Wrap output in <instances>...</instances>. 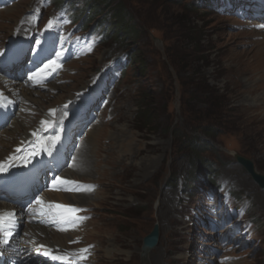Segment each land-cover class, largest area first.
<instances>
[{
    "label": "rangeland",
    "instance_id": "obj_1",
    "mask_svg": "<svg viewBox=\"0 0 264 264\" xmlns=\"http://www.w3.org/2000/svg\"><path fill=\"white\" fill-rule=\"evenodd\" d=\"M121 1L138 31L135 40L111 30L110 40L101 43L103 28L97 25L111 19L105 12L86 32L71 23L75 6L86 4L87 12L95 0H21L0 12L2 47L12 46L18 30L22 34L26 23L19 21L30 9L55 18L82 46L81 56L67 61V70L46 92L19 88L34 112L44 118L56 109L53 119L65 120L58 111L68 102L79 100L77 108L71 106L77 110L93 108L85 94L98 78L103 86L95 105L100 143L88 154L93 174L69 171L82 192L62 193L70 199L66 207L83 208L70 211L72 219H87L75 227L73 220L62 223H70L64 231L69 240L56 249L71 255L88 248L79 264H142L144 238L158 224L160 241L149 264H264V190L235 159L252 160L264 175V21L244 24L236 15L248 0L228 8L222 2L212 10L203 6L206 0ZM72 94L81 99L72 100ZM145 112L148 123L142 121ZM38 117L29 115L40 125ZM9 128L4 139L15 125ZM125 130L136 138L129 157L118 145ZM39 229L43 239L40 231L55 242L54 228Z\"/></svg>",
    "mask_w": 264,
    "mask_h": 264
},
{
    "label": "bare ground",
    "instance_id": "obj_2",
    "mask_svg": "<svg viewBox=\"0 0 264 264\" xmlns=\"http://www.w3.org/2000/svg\"><path fill=\"white\" fill-rule=\"evenodd\" d=\"M24 25V24H23ZM4 27V26H3ZM2 28V27H1ZM9 29V28H8ZM14 29V28H13ZM17 29V28H16ZM14 31V30H13ZM19 31V30H18ZM263 36V42H261V45L263 47V51H264V33H261ZM2 37V36H0ZM263 64H264V60H263ZM18 88L22 89L23 86L20 84L18 86ZM56 89V88H55ZM68 90H69V87H68ZM74 91V90H73ZM28 92V90L26 91ZM76 92V91H75ZM71 93V92H70ZM30 94H34V93H30ZM46 96V94L42 97L44 98ZM49 97V96H48ZM71 99L73 100L75 98V96L72 94L71 96ZM45 99V98H44ZM252 100V99H251ZM45 101H48V100H45ZM258 101V100H257ZM37 102V101H36ZM78 102V101H77ZM34 103V102H33ZM47 103V102H46ZM253 103V102H252ZM251 105V104H250ZM257 105V104H256ZM261 105V104H260ZM247 106V105H246ZM252 107V106H251ZM54 109V108H53ZM40 114H38L37 116H39ZM39 118V117H38ZM58 119V118H57ZM24 121V122H23ZM26 122V127H29L28 125H30L31 128H33L34 126L36 127L37 123H35L32 119V121H30V118H26V119H22V122H19L17 120V122H15V128L11 131V133H7L8 135V139H4L3 137H0V158L1 156H4V155H7L10 153V151L12 150V148L14 146H17V140L18 139H21V140H26V139H29L31 138L33 135V130L31 131L30 129L27 130V128H23L24 123ZM44 122V121H43ZM41 126H43V124L41 123ZM36 129V128H34ZM124 129V128H123ZM127 130V129H126ZM120 131L119 135L117 136L118 138V145H119V148H120V152L122 153L123 157H129V149H130V145L132 143V141H136V138L130 134V132H127V131ZM101 128L97 126L96 127H93L89 132H88V136H87V139L85 140L86 141V148H87V145H88V149L86 152H84V150L86 149L84 147L83 151H78L77 153V161L79 160V163H78V167H76V170H73L76 174H84V173H88L89 175L93 174V171L91 170L93 164H92V161H91V157L90 159H88V154H91V151L95 148V146L99 145L100 143V135H101ZM32 132V133H31ZM118 132V131H117ZM16 142V145H13L14 143ZM98 154V153H97ZM2 159H0L1 161ZM101 164L100 163H97V167H100ZM143 169L144 168H141L142 172H143ZM107 170V169H106ZM145 170V169H144ZM90 172V173H89ZM104 173V172H103ZM109 173V172H108ZM113 174V173H112ZM90 192V191H89ZM90 194V193H89ZM84 196L82 197V199L80 200V204L81 205H84V203H86L85 201L88 199L87 198V195L88 193L86 192L85 194H83ZM92 195V194H91ZM68 196V195H67ZM94 196V195H92ZM91 197V196H90ZM48 198V197H47ZM50 199L54 202V201H57L58 204L61 206L60 208H68L66 207V204H70V199L68 198H65L62 194H51V197ZM75 205V204H74ZM68 206V205H67ZM7 208L5 205H1L0 206V210L1 209H5ZM70 208V207H69ZM39 229V228H38ZM38 229L36 230V228L31 231L30 233H34L35 236H36V241L38 242V240L41 239L42 236H40V233L38 231ZM29 232V231H28ZM43 233V236L46 235L45 237V241H43V249L45 250V248L47 246H50L51 248H55V251L56 252H60L56 249L57 246H64V244L66 242H68V237L66 236L67 235V232L66 234H64V231H58L56 233L52 232V237H56L54 238L55 239V242H52L50 241V239L48 238L49 236H51V233L49 232H43V231H40ZM43 238V237H42ZM41 241V240H40ZM54 241V240H53ZM153 253V252H151ZM94 256V255H93ZM150 256V255H149ZM39 260H41L42 258L41 257H38ZM31 264H37L36 262L32 261V259L29 260Z\"/></svg>",
    "mask_w": 264,
    "mask_h": 264
},
{
    "label": "snow or ice",
    "instance_id": "obj_3",
    "mask_svg": "<svg viewBox=\"0 0 264 264\" xmlns=\"http://www.w3.org/2000/svg\"><path fill=\"white\" fill-rule=\"evenodd\" d=\"M52 27V21L49 22V25L46 26V30H50ZM39 43V42H37ZM56 58L55 59H49L47 63L43 64V67H39L37 68V70H35L31 76H29L30 80H35V79H46L48 76L53 75L58 68L60 67V64H58V61H63V57L60 55V53H56L55 54ZM55 110H50V113L54 114ZM65 115H67V113H65ZM43 125H47V122H43ZM46 130V128H45ZM33 136H38L39 133L38 132H34L32 134ZM61 139L60 136H55V137H51V144L54 147L55 144ZM35 147H33L32 151L29 152L24 158H23V162L24 164H27L29 162V159L33 156H36L40 153V151H47L49 155L52 154V149L49 148L46 144H44L41 141H34L32 142ZM16 153H20L21 149L17 148L15 150ZM16 156H9L7 161L4 163H0V173L6 172L9 168L15 166L13 161L16 159ZM52 190L55 191H60V190H67V189H61L59 187H57V185H61V184H69V183H75V182H71V181H66V180H62L59 176H56L53 178L52 180ZM89 190H94V188L90 187ZM36 204L40 205V209H39V215L40 216H51L52 221L54 223H68L69 221L67 220V218L62 215L59 212H55L53 211V208H60V205H44V202L40 199L39 196L36 197ZM27 211V210H26ZM72 212H77V211H82L81 209H71ZM32 215H35V213H30ZM12 219L15 220V213H7V214H2L0 213V234L4 235L5 237H10L11 236V232L6 231L5 230V221L6 219ZM83 219H87L85 218H76V220L71 221V226L75 227L77 226V220H83ZM61 231H66V228H61L59 229ZM78 242V241H73ZM41 248H43L44 246L41 245ZM89 252L88 248H84L81 249L79 251V253H74V254H68L65 253L64 255H53L50 252L45 251V255L46 256H50L52 260L54 261H59L60 264H73V258H78L76 260V264H79V260H86L88 258L87 254Z\"/></svg>",
    "mask_w": 264,
    "mask_h": 264
},
{
    "label": "trees",
    "instance_id": "obj_4",
    "mask_svg": "<svg viewBox=\"0 0 264 264\" xmlns=\"http://www.w3.org/2000/svg\"><path fill=\"white\" fill-rule=\"evenodd\" d=\"M89 2L90 1H88V3ZM95 4L96 5L90 11H83L79 14L78 21H80L85 28H87V26H89L95 20L97 21V18H99L103 14L102 12H105L106 16H109V14L111 16V19L107 17L108 19L106 18V20L104 21L107 30L106 41L110 40L109 32L111 30H113V33L120 31L123 37L129 40H135L138 38V31L134 27L129 25V21L127 19V10L121 0H95ZM192 8L196 9L197 7L192 6ZM135 60L140 61L141 59ZM142 107H145V105H143ZM146 110L148 111V109ZM149 120L150 117H148L147 112H145L144 117H142V121L148 123ZM203 146L207 148L205 144ZM209 172L213 171H211L210 169Z\"/></svg>",
    "mask_w": 264,
    "mask_h": 264
},
{
    "label": "water",
    "instance_id": "obj_5",
    "mask_svg": "<svg viewBox=\"0 0 264 264\" xmlns=\"http://www.w3.org/2000/svg\"><path fill=\"white\" fill-rule=\"evenodd\" d=\"M237 162L242 165L253 177L254 181L264 189V175L259 174L256 169L254 162L250 159L236 155ZM160 241V226L155 225L153 231L144 238L143 247L141 250L142 264H149L150 253L158 246Z\"/></svg>",
    "mask_w": 264,
    "mask_h": 264
}]
</instances>
